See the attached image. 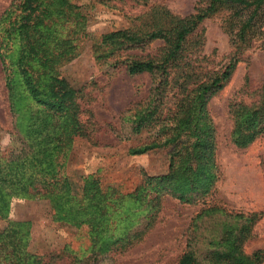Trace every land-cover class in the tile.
<instances>
[{"label":"rangeland","instance_id":"rangeland-1","mask_svg":"<svg viewBox=\"0 0 264 264\" xmlns=\"http://www.w3.org/2000/svg\"><path fill=\"white\" fill-rule=\"evenodd\" d=\"M211 1L67 0L55 6L32 33L42 59L29 65L42 72L44 61L56 78L50 89L42 88L40 102L16 74L27 12L19 8L21 0H0V163L27 157L24 151L50 142L49 134L61 147L51 198L6 190L7 197L2 190L7 205L0 198V233L14 222L29 224L28 250L44 264H178L187 251L201 264H227L223 254L232 250L244 258L264 251V132L245 148L233 140L242 107L257 113L253 131L264 128V8L241 39L239 28L250 11L218 7L188 37L179 59L164 65L168 77L131 76L120 64L127 56L160 61L164 41L144 43L122 57L102 44L111 32L168 28L206 11ZM38 16L28 17L29 26ZM231 64L224 87L206 102L197 99L199 87ZM6 74L17 84L13 111ZM190 107L195 113L184 122ZM37 116L47 123L34 135L28 125ZM184 167L192 168L190 177L197 173L190 203L171 191ZM89 178L92 222L74 226L57 206L67 198L63 183L67 179L79 198Z\"/></svg>","mask_w":264,"mask_h":264},{"label":"trees","instance_id":"trees-1","mask_svg":"<svg viewBox=\"0 0 264 264\" xmlns=\"http://www.w3.org/2000/svg\"><path fill=\"white\" fill-rule=\"evenodd\" d=\"M66 3L67 0H21V6H19L23 12H27V17H23L22 25L19 28L22 53L16 58L19 66V70L16 74L21 76V81L29 95L36 101L40 100V102H42L41 99H39L40 95L43 93L42 88L47 87V89H50L48 87L52 82L56 81V78L51 72H48L47 67L45 68L44 61L40 65V67L44 68L42 72H40V70L34 71L33 67L29 65L33 60L42 59L40 53L35 49V45L32 43V33L44 25L45 22L43 19L46 17L47 13L52 12V8L57 5L62 7ZM224 5H236L241 8V10L250 11V16L247 20L241 22L239 28V36L241 39H244L247 32L253 27L255 18L258 16L259 12L263 10L264 0H212L206 11L191 15L182 21L172 22V25L168 28H161L158 26L142 34L130 31L111 32L104 35L102 44L106 46L109 45L110 48L114 50L113 52L116 51L114 53L115 55L122 57L127 50L141 47L144 43L162 40L166 44V47L160 61L133 60L127 56L120 64L124 63L128 74L131 76L141 75L143 73H162V75L168 77L170 73L167 72L168 68H165L164 65H169L178 60L186 50L185 44L188 37L195 32L199 24H201L210 13ZM36 13H39L37 17L39 22L35 23L33 26H29L28 17ZM46 45L47 42L45 41L40 44L39 47ZM1 58L6 59L7 55L1 54ZM234 67L235 65L231 64L213 81L201 85L198 89L197 99H205L206 102V99H210L213 94L222 89L226 81L231 77ZM48 75L51 77L49 81L47 79ZM6 79L10 107L13 111L17 84L11 74H6ZM40 81L42 82L40 83ZM72 94L74 95V92H71V98ZM242 109L243 110H238V114H235L234 117L235 128L233 131V140L236 146L245 148L252 144L260 133L264 132V128L260 131H253L254 117L257 113L250 114L249 110L245 107H242ZM42 112L43 111H40V113ZM194 113L195 109L193 112L192 107H190V112L185 113L183 117L184 122L189 120L190 116ZM46 123L47 121H43L40 116H37L36 120H32L28 125V128L35 133L34 135H39L42 133L41 129L46 126ZM82 127L84 126L81 125L80 129H82ZM45 138L50 142L42 141L37 147L30 145L31 151H24V154H30L27 157L13 160L10 164L5 166L0 163V193L4 190L7 197H9V193L6 190L25 195L29 198H51L53 196L59 182L58 180V182L54 180V176L57 172L55 159L61 147L56 145L60 142L53 140L50 134ZM47 145H50L51 148L47 147ZM141 152L143 151H132L133 154ZM200 153L201 151L193 150L192 156L194 158L200 157ZM29 159L30 165L27 162ZM186 162H188V164L190 163L187 159ZM191 169L190 167H184L183 170L180 168L178 173H180L179 176H181L182 181L176 183V188L171 186V188H173L171 190L173 191V197L179 199L181 202L190 203L194 200L192 194H190L193 190L191 181L197 177V173L194 172L191 177L188 176L186 172ZM90 180L91 178L86 180L82 195H80L81 197L79 198L72 196L71 185L67 179L63 183L67 198L65 202L57 203V206L60 208L59 213L62 214L61 218L72 223L74 226L90 224L92 222L93 210L88 204V194L91 186ZM59 197L60 195L57 194L56 198ZM0 198L4 201V196H1V194ZM4 204V206H6L7 201H4ZM28 226L29 224L26 223L14 222L9 231L0 233V264H44L43 257L36 256L28 250L30 235ZM263 253L264 251H260L254 254L252 258H244L232 250V252L224 253L223 258L226 260L227 264H261ZM178 264L201 263L195 258L193 251H187L181 256Z\"/></svg>","mask_w":264,"mask_h":264}]
</instances>
